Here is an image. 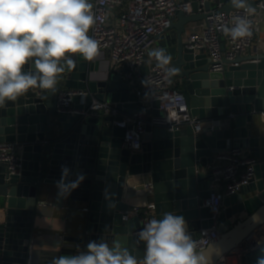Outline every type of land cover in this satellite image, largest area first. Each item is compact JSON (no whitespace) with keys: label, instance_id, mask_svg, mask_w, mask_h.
Here are the masks:
<instances>
[{"label":"water","instance_id":"obj_1","mask_svg":"<svg viewBox=\"0 0 264 264\" xmlns=\"http://www.w3.org/2000/svg\"><path fill=\"white\" fill-rule=\"evenodd\" d=\"M95 1L91 0L92 9ZM184 1L192 3V13L178 12L171 29L155 37L156 46L170 54L173 78L192 115L216 123L206 125L199 134L190 125L169 131L148 124L141 149H126V129L115 125L123 116L103 111L62 115L57 94L62 88L82 91L84 96L74 100V107L81 111L89 112L96 102H105L120 114L134 115L139 106L136 86L119 73L100 79L98 61L69 54L75 64L59 74L55 91L33 88L0 107V143L17 144L23 158V168L15 175L0 163V264H28L29 260L30 264H52L54 258L87 252L89 242L102 240L110 246L117 242L142 259L146 245L135 234L140 219H126L127 194L137 178L153 184L149 195L156 219L165 212L183 216L195 240L202 229L214 225L205 206L214 192L208 168L219 153L236 147L248 149L257 164L251 182L224 199L217 220L220 235L206 249L212 264L256 230L263 231L264 53L224 59L222 70H212L214 62L204 51L187 47L188 26L207 20L213 12L229 14L238 9L231 0H207L204 5L199 0ZM248 4L259 10L255 1ZM31 70V64L25 65L24 71ZM148 72V66L140 68L143 76ZM62 165L69 169L65 184L84 176L78 187L66 193L79 212L78 224L74 237L66 238L65 248L47 254L38 245L36 221L43 216L40 210L50 186L61 180ZM243 214L249 219L233 226V220Z\"/></svg>","mask_w":264,"mask_h":264},{"label":"built area","instance_id":"obj_2","mask_svg":"<svg viewBox=\"0 0 264 264\" xmlns=\"http://www.w3.org/2000/svg\"><path fill=\"white\" fill-rule=\"evenodd\" d=\"M207 0H199L204 5ZM255 1L259 10L249 13L247 9H238L232 13L213 14L205 20L201 31H194L186 45L195 51H204L214 62L212 70H222L224 59L234 60L246 54L254 45L261 30L264 0ZM127 3L128 10L120 17L119 27L109 22L110 13ZM253 9V8H252ZM191 2L184 0H96L92 9L95 23L89 29V36L99 43L100 51L109 53L113 67L126 66L127 77L132 83L141 80L136 87L139 97L138 110L134 115H125L121 121L115 123L117 127L126 129L123 147L138 151L143 145L146 126L165 128L169 131L179 130L185 126H193L196 133H201L206 125H214L216 121H203L194 117L184 95L176 87L172 67L167 64L161 66L150 52L157 50L156 36L167 33L178 12L192 13ZM203 11V8L200 9ZM237 17L246 18L250 22L252 35L233 41L223 31L224 27H233ZM225 47V50H223ZM148 66L149 72L143 76L140 68ZM133 84V83H132ZM84 96L79 90L61 89L57 94L58 112L66 115H91L103 111L105 114L119 116L120 111L109 103L96 102L89 112L74 107V100ZM157 103L159 106L157 107ZM159 111L160 115H154ZM150 117V120H149ZM0 163L8 166L11 175L18 174L23 168V158L20 148L14 143H0ZM257 159L245 149L232 148L216 156L215 163L210 165L213 184L221 186L220 190H213L211 197L205 201V206L212 213L214 225L200 231L195 239L201 249H207L220 235L218 217L223 210L225 197L232 196L249 184L254 178V167ZM148 193L153 192V184L144 183ZM138 217L140 228L138 235L146 223L155 218L153 203L145 207H132L127 212L126 219ZM248 252L236 248L222 257L217 264H244V257ZM30 264V261L29 263Z\"/></svg>","mask_w":264,"mask_h":264},{"label":"clouds","instance_id":"obj_3","mask_svg":"<svg viewBox=\"0 0 264 264\" xmlns=\"http://www.w3.org/2000/svg\"><path fill=\"white\" fill-rule=\"evenodd\" d=\"M231 4L255 11L248 0H231ZM92 8L91 0H0V107L33 88L55 91L59 74L75 64L69 54L87 61L100 55L98 41L88 34L95 23ZM223 31L233 41L252 35L250 22L243 17ZM150 55L161 66L171 60L163 48ZM29 64L32 70L24 71ZM61 170L57 187L70 193L84 176L65 184L69 169L62 165ZM138 238L146 245L142 259L117 242L110 246L102 240L89 242L87 252L54 258L52 264H212L206 248L201 249L188 232L183 216L165 212L162 219L149 220ZM257 264H264V258Z\"/></svg>","mask_w":264,"mask_h":264},{"label":"crops","instance_id":"obj_4","mask_svg":"<svg viewBox=\"0 0 264 264\" xmlns=\"http://www.w3.org/2000/svg\"><path fill=\"white\" fill-rule=\"evenodd\" d=\"M127 10V3H124L122 6L114 9L110 13L109 22L119 27L120 17L125 14ZM261 16L262 22L260 33L257 35L256 41L252 48L244 55L264 53V12ZM204 23L205 21H200L189 25L185 40H187L188 36L194 31H201ZM88 34H90V32ZM94 60L99 62V72L96 74L98 78L105 79L110 73H119L122 74L125 80L129 81L127 77V67H113L111 65L109 53L107 51H100V55ZM132 83L136 87H138L141 84V80L133 81ZM175 83L176 87L181 90L179 84L177 82ZM83 102L84 98L80 102L78 101V105H82ZM120 115L125 116L128 114L121 113ZM262 128V133L264 135V122ZM246 151L249 152L248 149ZM208 170L210 171V166ZM145 182L146 181H144L142 178H137L131 183V188L129 190V193L127 194V203L130 204V208L136 206L145 207L148 204L152 203V199L149 193L143 187V184ZM211 186L213 190L218 191L221 189V186L216 184H213ZM50 188L51 193H48L47 198L43 203L44 205L42 206L43 209L40 210L42 211L43 216H40L36 221V233L38 234L36 235V239L39 241L38 245L40 247V250L45 251L47 254L55 253L58 250L60 251V249L65 248L68 245L66 238L74 237L79 218V212L76 210L70 197L66 193H61V190L57 187V185H51ZM249 217V215L243 214L241 218H238L236 220L234 219L233 226L240 221H246L247 219H249ZM231 227L227 229L229 230L231 229ZM262 230L263 231L256 230L249 240L245 239L237 248H241L247 252L251 250H257L260 247L264 248V225L262 226Z\"/></svg>","mask_w":264,"mask_h":264},{"label":"trees","instance_id":"obj_5","mask_svg":"<svg viewBox=\"0 0 264 264\" xmlns=\"http://www.w3.org/2000/svg\"><path fill=\"white\" fill-rule=\"evenodd\" d=\"M264 258V248L249 251L244 257V264H257L259 259Z\"/></svg>","mask_w":264,"mask_h":264},{"label":"flooded vegetation","instance_id":"obj_6","mask_svg":"<svg viewBox=\"0 0 264 264\" xmlns=\"http://www.w3.org/2000/svg\"><path fill=\"white\" fill-rule=\"evenodd\" d=\"M30 261V260H29Z\"/></svg>","mask_w":264,"mask_h":264}]
</instances>
